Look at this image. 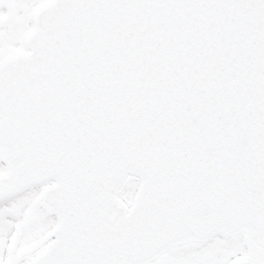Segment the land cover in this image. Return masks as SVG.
Listing matches in <instances>:
<instances>
[{
  "label": "snow or ice",
  "instance_id": "obj_1",
  "mask_svg": "<svg viewBox=\"0 0 264 264\" xmlns=\"http://www.w3.org/2000/svg\"><path fill=\"white\" fill-rule=\"evenodd\" d=\"M0 264H264V0H0Z\"/></svg>",
  "mask_w": 264,
  "mask_h": 264
}]
</instances>
